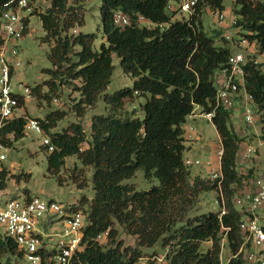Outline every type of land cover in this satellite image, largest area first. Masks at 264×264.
Returning a JSON list of instances; mask_svg holds the SVG:
<instances>
[{
    "label": "trees",
    "instance_id": "trees-1",
    "mask_svg": "<svg viewBox=\"0 0 264 264\" xmlns=\"http://www.w3.org/2000/svg\"><path fill=\"white\" fill-rule=\"evenodd\" d=\"M175 1L101 0L106 42L100 48L96 47L95 33L78 30L85 22L80 2L50 0L45 11H40L38 5L34 11L40 15L46 32L42 41L51 45L49 58L53 68L44 70L51 76L46 81L49 91L39 85L31 94L51 104L60 87L79 93L73 104L79 120L62 131L52 129L67 115L65 110H51L44 117H36L51 140V144L42 147L54 146L48 154V171L63 184L66 177L61 171L67 167L68 157L77 156L84 167L93 168L94 196L83 195L71 205L83 210L87 222L82 246L71 264H137L143 256L142 248L159 241L169 246L166 257L170 264H222L224 241L231 251L227 264H247L243 255L233 257L244 241L240 223L245 214L236 206L235 196L245 179L253 176L254 169L247 173L238 169V151L245 136L235 129L233 110L217 109L213 120L224 149L223 178H192L191 165L185 163L189 149L184 128L187 118L197 105L206 111L213 108L218 90L216 73L229 64L238 44L221 31L214 36L204 29V7L223 11V0H199L188 20L174 19L179 9L169 5ZM235 2L239 5L234 8L238 19L232 26L248 39L246 47L238 45L246 48V91L261 113L258 122H263V129L264 60L256 62L255 59L263 58L255 51L264 53V0ZM117 11L126 13L130 24L115 23ZM251 47L254 51L248 49ZM114 53L124 71L134 77V85L104 95L109 110L94 115L88 135L81 121L112 81ZM136 94L146 97L140 104L143 117L123 111L125 102H134ZM240 99L243 104L244 95ZM25 103L21 99L19 106ZM28 118L16 116L3 128L0 141L6 147L26 135ZM78 167L72 166L70 177L83 189L89 185V178L83 173L84 168ZM139 169L150 180L157 177L159 184L139 190L134 183L124 182ZM6 177L7 168L3 170L0 189L6 186ZM209 190H217L219 198L220 192L224 194L228 211L221 218V203L216 212L196 210L200 195ZM255 190L253 180L250 191ZM26 196H32L28 190ZM118 226L136 237V246L123 242ZM105 232L108 234L103 242L98 237ZM206 242H210L207 249L203 246ZM0 264H25L16 240L1 231ZM42 264L51 262L45 259Z\"/></svg>",
    "mask_w": 264,
    "mask_h": 264
},
{
    "label": "rangeland",
    "instance_id": "rangeland-1",
    "mask_svg": "<svg viewBox=\"0 0 264 264\" xmlns=\"http://www.w3.org/2000/svg\"><path fill=\"white\" fill-rule=\"evenodd\" d=\"M78 1L81 3V8L84 10V24L78 26V30L83 33H95L96 47L100 48L103 42H106V37L103 32L100 6L101 0H70V2ZM37 5L40 11H45L50 5V0H37ZM175 8L179 7L177 1L172 2ZM225 11L230 15H235L234 8L239 5L235 0H223ZM190 13L179 10L174 19L190 18ZM201 20L204 29L210 35H216L217 31H221L225 36L231 34L234 39L243 34L239 33L236 26L220 23L216 17V11L210 7H204L201 15ZM46 32L43 28L41 17L39 14H34L31 17V23L28 32L19 40L18 49L22 65L15 69L13 81H22L28 84L31 89L42 85L44 91H49V86L46 81L51 79L48 73L44 70L53 68V64L49 58L51 45L43 42L42 38ZM218 43L219 41L216 40ZM234 44L236 45L237 42ZM236 45L237 51H244L246 48H240ZM254 51V48H248ZM261 58H264V53L260 54L258 50L255 51ZM114 57V73L112 81L107 89L100 96L98 102L88 108L86 115L82 118V124L86 129L88 135L91 134L92 119L96 114H106L109 110L108 105L104 99V95L113 94L122 88H131L134 85V77L126 73L121 65V60L117 54ZM220 73L217 72L218 77ZM219 79H216V85L219 86ZM58 95H55L51 104H48L45 99L41 101L37 96L32 95L27 98L24 106L17 110L16 115H27L29 117H44L51 110H65L67 115L59 121L58 125L52 129L53 132L62 131L66 126L72 122H78L79 118L73 110V104L79 98L77 91H71L67 86L60 87ZM146 97L135 95L134 102L126 101L123 111L135 112L140 117H143V112L140 109V104L145 102ZM136 107V109L134 108ZM135 109V110H134ZM203 108L197 105L193 114L189 115L187 122L184 125L186 129L185 136L187 137L186 144L189 149L185 152V157L191 159H199L201 164H193L190 166L191 177L197 175L202 177H209L211 174V167L217 164V151L220 147L221 140L219 132L215 123L202 116ZM243 107L241 103H237L233 109L232 122L237 129V132L245 138L240 143L238 151V169L243 173H247L250 168L254 169L253 176L245 179L242 188H239L235 198L250 191L253 187V180L264 171V144H263V122H257L255 125H248L241 120ZM189 126L194 128L193 131H188ZM247 129V133L244 132ZM188 131V132H187ZM49 137L46 133H39L37 131H27L26 135L14 141L13 146L5 147L4 152L7 154V159L4 161L5 168H7L6 186L0 189V200L4 201L8 198L17 197L24 199L27 195V190L31 195L40 196L46 200L55 199L62 202L64 205H73L79 201L83 195L89 198L94 196V190L91 183L93 168L84 167V164L77 156L67 158V167L61 171V174L66 177L63 184L60 183L57 176L51 175L48 171V154L50 151L43 146V139ZM253 145L259 149L258 153L254 154L250 159H243L245 149ZM212 161V164H207V161ZM78 165L83 167V173L89 178V185L83 189L79 188L78 184L70 177L69 171H72V166ZM79 167L77 169H79ZM81 169V168H80ZM80 170H78L79 172ZM31 174L30 177H26ZM87 178V179H88ZM212 178V177H211ZM213 179V178H212ZM124 182L134 183L139 190L149 189L153 185L159 184V179L153 177L151 180L145 175L143 169H139L134 176L126 179ZM221 194V192H220ZM217 190H209L200 195V202L197 205V212L205 213L211 211H219L220 205L217 203L219 198ZM264 210V208L262 209ZM260 211L264 215V211ZM83 211V210H82ZM120 229V238L128 246H136V237L126 233L123 228ZM0 231L4 232V227L0 226ZM101 241L106 242V237L102 236ZM207 249L210 242L203 244ZM169 246H164L162 241H159L153 246H145L142 248L143 256L137 264H170L166 253ZM231 257V251L227 242H223L221 261L222 264H227ZM27 264L26 261H24Z\"/></svg>",
    "mask_w": 264,
    "mask_h": 264
},
{
    "label": "built area",
    "instance_id": "built-area-1",
    "mask_svg": "<svg viewBox=\"0 0 264 264\" xmlns=\"http://www.w3.org/2000/svg\"><path fill=\"white\" fill-rule=\"evenodd\" d=\"M198 1L177 0L178 9L192 14ZM36 6L37 0H0V136L3 128L17 116L20 100L27 101L31 95V87L22 81L14 82L13 75L15 69L22 65L18 43L29 30ZM169 8L176 9L173 4H170ZM216 17L220 23L231 26L236 24L238 19L237 15L230 16L225 10L216 11ZM114 21L121 26L130 24L129 16L123 11L115 13ZM226 38L237 42L239 46L246 47L248 44V39L244 35L234 39L231 34H226ZM262 60L264 58L255 59L256 62ZM246 61L247 56L243 51H237L229 57V64L220 72L221 80L213 108L203 110L202 116L213 121L217 109L233 110L240 96L244 95L241 120L248 125H255L260 120L261 113L252 105V95L246 91ZM26 129L45 133L41 121L36 117L28 118ZM193 130L194 128L189 126L188 131ZM262 142L264 144V138ZM43 144H51L50 138L45 137ZM5 147L0 141V181L3 179L4 161L7 159ZM48 150L53 151L54 146L50 145ZM258 151L257 147L249 145L243 153V159H250ZM223 153L221 144L217 151V164L210 166V176L213 179L223 178L221 168ZM185 163L201 164L202 161L186 157ZM207 164H212V161H207ZM254 183L256 186L254 192L248 191L236 198V206L245 212L240 223L244 241L233 257L243 255L247 264H264V215L260 213L264 208V171L255 177ZM216 201L221 203L219 214L221 218L228 211L224 194L221 193ZM86 225V218L81 210H75L71 205H64L55 199L46 200L32 195L30 198L26 196L23 200L17 197L0 200V226L16 240L27 264H42L45 259L51 264H71L74 255L82 246ZM107 234L108 232H105L98 238L101 239Z\"/></svg>",
    "mask_w": 264,
    "mask_h": 264
},
{
    "label": "crops",
    "instance_id": "crops-1",
    "mask_svg": "<svg viewBox=\"0 0 264 264\" xmlns=\"http://www.w3.org/2000/svg\"><path fill=\"white\" fill-rule=\"evenodd\" d=\"M218 79H219L218 81H220V80H221V74H219V75H218ZM241 101H242V100H241V99H239L237 103H241Z\"/></svg>",
    "mask_w": 264,
    "mask_h": 264
}]
</instances>
